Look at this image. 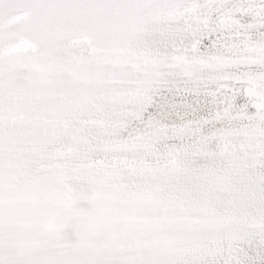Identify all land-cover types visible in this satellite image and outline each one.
<instances>
[{"label": "snow or ice", "instance_id": "snow-or-ice-1", "mask_svg": "<svg viewBox=\"0 0 264 264\" xmlns=\"http://www.w3.org/2000/svg\"><path fill=\"white\" fill-rule=\"evenodd\" d=\"M0 264H264V0H0Z\"/></svg>", "mask_w": 264, "mask_h": 264}]
</instances>
